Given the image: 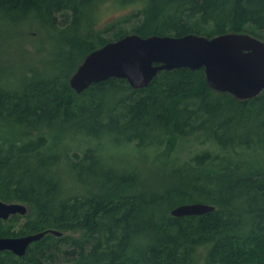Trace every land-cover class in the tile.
Masks as SVG:
<instances>
[{
	"label": "trees",
	"instance_id": "16d2710c",
	"mask_svg": "<svg viewBox=\"0 0 264 264\" xmlns=\"http://www.w3.org/2000/svg\"><path fill=\"white\" fill-rule=\"evenodd\" d=\"M106 3L133 9L101 29ZM0 11L50 33L42 56L54 58L0 88V200L28 208L0 219V238L63 233L24 257L0 252V264H264V92L240 101L189 69L141 90L70 86L89 54L129 34L264 41V0H0ZM191 142L214 153L186 159ZM195 203L215 211L172 216Z\"/></svg>",
	"mask_w": 264,
	"mask_h": 264
},
{
	"label": "water",
	"instance_id": "95a60500",
	"mask_svg": "<svg viewBox=\"0 0 264 264\" xmlns=\"http://www.w3.org/2000/svg\"><path fill=\"white\" fill-rule=\"evenodd\" d=\"M179 69L204 70L209 86L221 94H230L240 101L250 100L264 92V41L245 33H229L212 39L187 35L142 38L129 34L89 54L70 79V86L82 94L92 85L111 79L126 80L135 90L150 86L162 72ZM215 207L195 203L176 207L177 218L202 216ZM23 204H7L0 200V219L26 216ZM47 231L20 238H0V252L24 257L33 243Z\"/></svg>",
	"mask_w": 264,
	"mask_h": 264
},
{
	"label": "rangeland",
	"instance_id": "374dc122",
	"mask_svg": "<svg viewBox=\"0 0 264 264\" xmlns=\"http://www.w3.org/2000/svg\"><path fill=\"white\" fill-rule=\"evenodd\" d=\"M132 7L120 9L119 6L111 3H106L99 9L97 27L103 29L109 24L119 19H122ZM125 29L130 31L132 25H126ZM25 34V35H24ZM40 27L36 22H28L23 26H14L11 23L6 24L0 19V88L18 87L15 83L20 76L25 75L24 71L29 68L42 67L43 64L54 62L52 53L46 52L42 56V51L51 48L52 40L50 33ZM41 53V55H40ZM31 77L30 74H26ZM215 148L209 144H200L196 142L188 143L185 146L184 157L189 160H196L197 157L204 156L205 153H214ZM127 157L133 159V163L144 170L145 161L140 159L139 154H134L133 151L126 152ZM25 219L21 220L20 225L25 223Z\"/></svg>",
	"mask_w": 264,
	"mask_h": 264
},
{
	"label": "bare ground",
	"instance_id": "6f19581e",
	"mask_svg": "<svg viewBox=\"0 0 264 264\" xmlns=\"http://www.w3.org/2000/svg\"><path fill=\"white\" fill-rule=\"evenodd\" d=\"M4 10H5V9H4ZM0 12H1V11H0ZM4 14H5V13H4ZM4 14H3V15H4ZM172 211H173V210H172ZM172 216H173V215H172ZM251 231H252V230H251ZM246 232H247V231H246ZM242 233H243V232H242ZM248 233H249V232H248ZM240 235H241V234H240ZM247 235H248V234H247ZM136 236H137V235H136ZM247 237H248V236H247ZM130 239H131V238H130ZM247 239H249V238H247ZM133 242H134V241H133ZM135 242H136V241H135ZM243 243H244V242H243ZM246 243H247V240H246ZM251 243H252V242H251ZM132 245H133V244H132ZM129 246H130V245H129ZM129 246H128V247H129ZM135 246H136V245H135ZM128 250H129V249H128Z\"/></svg>",
	"mask_w": 264,
	"mask_h": 264
}]
</instances>
